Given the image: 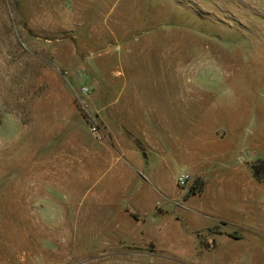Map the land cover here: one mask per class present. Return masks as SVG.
<instances>
[{
  "label": "rangeland",
  "instance_id": "1",
  "mask_svg": "<svg viewBox=\"0 0 264 264\" xmlns=\"http://www.w3.org/2000/svg\"><path fill=\"white\" fill-rule=\"evenodd\" d=\"M0 264H264V0H0Z\"/></svg>",
  "mask_w": 264,
  "mask_h": 264
},
{
  "label": "crops",
  "instance_id": "2",
  "mask_svg": "<svg viewBox=\"0 0 264 264\" xmlns=\"http://www.w3.org/2000/svg\"><path fill=\"white\" fill-rule=\"evenodd\" d=\"M147 159H141V160H135L134 163H131V165L136 166L141 168V171L144 172L145 166L147 164ZM209 163H206V166L204 168H198L196 166H194L192 168V174L190 175V177L192 179L194 178H199L202 182L201 184V189L200 192L197 195H193V196H205L206 194L208 195H213V194H217L215 193V191L219 190V196H224L225 194L228 193V191L225 190V184L224 182L227 181V179H225V174H224V170L218 171L217 168L214 164V162L210 159L207 160ZM117 166H120L119 160H117ZM119 168V167H118ZM205 169V170H204ZM121 171H124V175L129 176L128 178H130L131 176L129 175L128 169H123ZM119 171V172H121ZM152 177V175L150 176ZM212 177L215 178V182L212 184ZM253 178V177H252ZM129 179H126L124 182H129ZM253 183L255 184V180L253 179ZM233 183V182H232ZM234 184V183H233ZM214 192V193H213ZM189 197L188 193L184 196V199H187ZM153 212L158 214V213H163L162 210L160 208H158L157 204H154L153 207H151ZM214 214V213H213ZM215 215V214H214ZM217 217V216H215ZM216 222H220V223H216L215 226L218 225H222V227H224L225 222H223V220H219V218H214ZM201 226H199V229L197 228V231H201L202 229L200 228ZM159 232H156L154 234L158 235V239L160 242L164 243L165 240L162 237L163 234L159 235ZM223 234H216V236L219 238V240L221 241V239H225L227 238V236H225V229L221 231ZM194 239L196 237H193ZM165 244V243H164Z\"/></svg>",
  "mask_w": 264,
  "mask_h": 264
},
{
  "label": "built area",
  "instance_id": "3",
  "mask_svg": "<svg viewBox=\"0 0 264 264\" xmlns=\"http://www.w3.org/2000/svg\"><path fill=\"white\" fill-rule=\"evenodd\" d=\"M187 178H188V177H186V176H184V175H181V176L178 178V185H179L180 187L185 186L186 181H187Z\"/></svg>",
  "mask_w": 264,
  "mask_h": 264
},
{
  "label": "trees",
  "instance_id": "4",
  "mask_svg": "<svg viewBox=\"0 0 264 264\" xmlns=\"http://www.w3.org/2000/svg\"><path fill=\"white\" fill-rule=\"evenodd\" d=\"M191 192H193V189H192V188L190 189L189 194H190Z\"/></svg>",
  "mask_w": 264,
  "mask_h": 264
}]
</instances>
